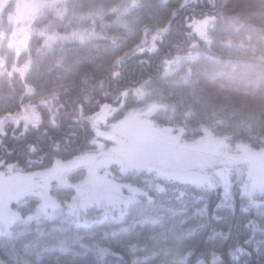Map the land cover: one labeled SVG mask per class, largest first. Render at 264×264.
<instances>
[{"label":"trees","instance_id":"trees-1","mask_svg":"<svg viewBox=\"0 0 264 264\" xmlns=\"http://www.w3.org/2000/svg\"><path fill=\"white\" fill-rule=\"evenodd\" d=\"M17 1L0 20L23 16L29 0ZM30 1L25 47L7 45L11 28L0 39V172L103 154L100 192L81 196L89 170L80 168L51 180L45 196L11 202L0 264H264V187L252 190L230 165L210 170L215 161L185 171L166 155L128 163L92 122L128 92L160 89L183 114H141L148 127L132 135L146 150L171 153L159 131L212 141L205 153L216 166L221 155L264 165V0ZM25 106L35 124L11 120Z\"/></svg>","mask_w":264,"mask_h":264},{"label":"rangeland","instance_id":"rangeland-1","mask_svg":"<svg viewBox=\"0 0 264 264\" xmlns=\"http://www.w3.org/2000/svg\"><path fill=\"white\" fill-rule=\"evenodd\" d=\"M10 4H14L15 8L18 5L17 0H0V14ZM35 6L32 1L22 4L23 16L19 15L17 18L12 17V24L7 18L0 20V39H2V32L11 28L13 34L10 35L9 43L7 45L14 46L19 50H22L28 39V26L32 19L33 10ZM35 8V7H34ZM18 15V14H17ZM23 20L21 21V19ZM17 26L20 29L17 31ZM6 44H3L5 47ZM179 105H173L168 103L166 96L160 89L153 90V93L148 88H142L140 90L131 91L126 93L118 107H103L101 111L92 118L93 128L95 133L106 140L111 141L112 148L111 153L126 159L128 163H147L149 160H154L157 156L166 155L168 159L172 161L170 163L165 157L167 164H174L182 171L195 170L199 167L204 169L209 168V164L213 161L216 163L217 158H211L206 155L208 148H213L212 141L200 142L197 146H193L191 143L182 144L181 142L174 141L168 133H161L156 131L157 139L160 137V141L164 143L172 144L171 153L168 154L170 149H160L155 153V146L151 144L150 150H146L139 134H133L134 129L144 130L148 126L143 120L141 114L151 113L157 117L168 122H177L181 118L183 112L178 111ZM143 111V112H142ZM6 120V119H5ZM11 120L18 123L23 121L25 124H35L37 122V114L33 106H25L21 110V113L17 118ZM4 121V120H3ZM145 123V124H144ZM1 125V123H0ZM139 141V142H137ZM145 148V149H144ZM222 148V147H221ZM215 150V149H214ZM226 150V149H224ZM173 153V154H172ZM103 154H91L86 153L68 161L56 160L52 166L48 169L22 173L16 171L12 166H8L6 170L0 172V216L7 214L9 204L19 199L22 195L27 193H36L41 196L46 195L47 184L53 179L63 180L64 177L77 169L88 168L87 180L79 186L81 196L89 195L93 198H97L99 193V187L97 185V176L94 169V165L97 159ZM221 155V154H218ZM222 161L216 164L214 163L212 169L216 168L224 171L227 170V165L235 169L240 175L245 174L249 178L248 185L252 190L262 189L264 187V165L259 164L257 159H251L248 163L240 162L236 163V159H232L231 156L221 155ZM248 157V155H246ZM227 163V164H226ZM232 163V164H231ZM246 163V164H245ZM221 167V168H219ZM223 168V169H222ZM103 196L102 194L100 197Z\"/></svg>","mask_w":264,"mask_h":264}]
</instances>
